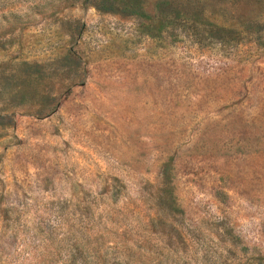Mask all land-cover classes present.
<instances>
[{
	"label": "rangeland",
	"instance_id": "1",
	"mask_svg": "<svg viewBox=\"0 0 264 264\" xmlns=\"http://www.w3.org/2000/svg\"><path fill=\"white\" fill-rule=\"evenodd\" d=\"M0 264H264V0H0Z\"/></svg>",
	"mask_w": 264,
	"mask_h": 264
}]
</instances>
